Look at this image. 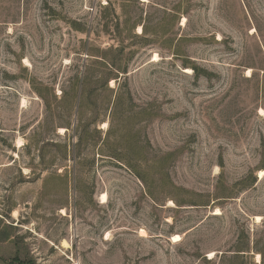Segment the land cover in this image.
Instances as JSON below:
<instances>
[{
    "label": "rangeland",
    "instance_id": "374dc122",
    "mask_svg": "<svg viewBox=\"0 0 264 264\" xmlns=\"http://www.w3.org/2000/svg\"><path fill=\"white\" fill-rule=\"evenodd\" d=\"M262 171L264 0H0V264H264Z\"/></svg>",
    "mask_w": 264,
    "mask_h": 264
},
{
    "label": "bare ground",
    "instance_id": "6f19581e",
    "mask_svg": "<svg viewBox=\"0 0 264 264\" xmlns=\"http://www.w3.org/2000/svg\"><path fill=\"white\" fill-rule=\"evenodd\" d=\"M189 72V71H188ZM263 112V111H262ZM107 125V124H106ZM18 144H19V146H21L22 145V141L21 140H19L18 141ZM263 175H264V172L262 171V172H260V177H263ZM101 201H102V203H105L106 201H107V195L106 194H103L102 195V197H101ZM63 211V210H62ZM146 233H145V231H141V236H146L145 235ZM181 240V237L180 236H178V235H175L174 237H173V241L174 242H178V241H180Z\"/></svg>",
    "mask_w": 264,
    "mask_h": 264
},
{
    "label": "trees",
    "instance_id": "16d2710c",
    "mask_svg": "<svg viewBox=\"0 0 264 264\" xmlns=\"http://www.w3.org/2000/svg\"><path fill=\"white\" fill-rule=\"evenodd\" d=\"M193 71H194V73L197 75V77H199V70H198V68H195V67H194V68H193ZM15 261H17L18 264H23V263H24L23 261H20L19 258H16Z\"/></svg>",
    "mask_w": 264,
    "mask_h": 264
}]
</instances>
